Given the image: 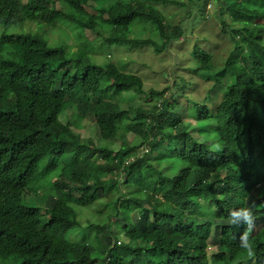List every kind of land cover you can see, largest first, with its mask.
Returning a JSON list of instances; mask_svg holds the SVG:
<instances>
[{
    "label": "trees",
    "instance_id": "16d2710c",
    "mask_svg": "<svg viewBox=\"0 0 264 264\" xmlns=\"http://www.w3.org/2000/svg\"><path fill=\"white\" fill-rule=\"evenodd\" d=\"M211 1L232 40L226 58L217 40L212 48L186 34L190 24L168 22L155 4L171 0H0V264H264V0L173 3L199 7L207 22ZM27 23L36 31H24ZM62 23L84 39L79 51L46 36ZM144 28L148 38L135 34ZM89 33L106 48L162 53L183 43L189 61L175 59L174 87L147 92L142 77L93 61ZM168 91L160 105L124 106L130 93ZM182 98L191 102L187 120L216 122L199 132L211 140L166 104ZM69 111L93 117L106 143L121 133L140 140L118 151L82 142L81 126L62 121ZM246 134L250 143L233 154ZM113 193L114 214L84 227L76 207ZM245 201L256 215L250 251L239 247L244 226L227 223L228 209ZM113 217L124 222L119 232ZM92 230L95 245L83 240Z\"/></svg>",
    "mask_w": 264,
    "mask_h": 264
},
{
    "label": "rangeland",
    "instance_id": "374dc122",
    "mask_svg": "<svg viewBox=\"0 0 264 264\" xmlns=\"http://www.w3.org/2000/svg\"><path fill=\"white\" fill-rule=\"evenodd\" d=\"M173 1L180 2L185 0H171V2H169L168 4L158 3L155 5L160 11H162V13L167 18L170 24H185L186 26L190 24L189 28L186 27V34H188L190 38H199V36H201L200 38H204L203 44L210 45L212 48H216L217 40L218 43H220L221 49L224 51L221 56L223 58L228 57L232 49V40L229 37L224 36V34L221 32L224 25L222 22H220L218 16L216 15L218 14V12H216V9H218V4L214 1H211L210 4L206 7V11L208 12L206 16H210V18L207 20V22H205L199 17H197V14H200V10H202L199 7L193 6V9H190V11H183V8L173 3ZM109 4V2L104 3V6ZM220 7L224 8L225 6ZM230 14L231 13H226L225 16V20L228 21V23L229 21H231ZM65 25V23H62L61 25H57V28H54L52 31L48 30L46 36L49 37L51 41H54L60 48H65L69 46L72 51H79L82 48L84 39L78 37L77 33H74L71 28L66 27ZM23 26L24 31L26 32L36 31L35 26L32 24L27 23ZM2 29L3 27L0 26V30ZM144 29H135V34H140L141 37L148 38V36L151 34L149 33V28ZM200 33L202 34L200 35ZM135 34H130V37H135ZM228 36L231 37V34H229ZM88 38L93 44L94 48L91 52H88V54L95 63L103 64L105 62H112L116 64L121 70L142 77L145 83V90H147V92L153 88L159 90L167 89V87H174L175 83L173 84V82L175 81L176 75L173 73V71H176V69H174L173 65L175 63V59H179L180 54H183L187 58L182 66L183 68L187 66V62L189 61L188 54L184 50L186 44L183 43L171 44L162 53H158L155 51L154 48L149 45H143L133 49H125L123 47L116 46L110 48H106L105 46L100 47L103 41L100 36L92 35L91 33H89ZM200 38L198 39V41H201ZM203 48L205 47L203 46ZM185 57H181V59H184ZM171 67L173 70L171 69ZM211 86L212 84L207 85V87ZM63 93L69 94L67 92ZM168 93L169 91L166 93L165 96H161L159 98L154 99L148 98L146 96L144 97L142 95L135 96L133 93H130L127 97L129 102L126 103L124 106L125 108H129L130 106L136 108L140 106L151 107L155 104L160 105V101L158 100H165ZM203 93H205L203 89H201V91L197 93L198 97L201 100L203 98ZM191 98L195 99L197 98V96L193 95ZM166 104L170 110L178 113L181 118L185 119V122L190 128L193 135L197 137L200 141H205L207 139L211 140L213 138L212 136L207 137L206 135H199V132L202 130L205 131L209 127L210 130L214 129L215 127L213 124L216 122H212L213 124L209 122L198 123L196 121L190 122L186 119L188 116H191V113L188 112V109L191 108V102L189 99L182 98L180 100V103L178 104L174 103L172 100H168ZM179 104L182 105L179 106ZM62 121H70L74 123V125L81 126V130L78 131V134H80L82 142L92 141L96 146L105 145L111 147L115 151H118L123 143L132 144L133 142L140 140V138H137L136 134L134 133H121L118 139L106 143L101 139L99 128L95 123L93 117L81 119L76 114H73V112L71 111L67 112L65 115L62 116ZM249 143V135L246 134L239 144H234L232 146V153L236 154L242 147L248 146ZM117 196H119V194H117ZM45 201L46 196L39 197V204H44ZM115 201L116 193H113L106 199L95 203L91 207H76L79 221H81L84 227H88L90 222L101 224L106 223L108 221V216L114 214V207L111 206V202ZM118 223L124 224L123 220H116V217H113L114 230L117 232H119L116 225ZM84 234H86L85 239H83L82 236L76 234L73 235L72 238L83 239L86 242L90 241L91 244L95 245V231L92 230L90 233L86 231L84 232ZM213 250L214 247H211L210 252H212Z\"/></svg>",
    "mask_w": 264,
    "mask_h": 264
},
{
    "label": "clouds",
    "instance_id": "9594fccd",
    "mask_svg": "<svg viewBox=\"0 0 264 264\" xmlns=\"http://www.w3.org/2000/svg\"><path fill=\"white\" fill-rule=\"evenodd\" d=\"M199 203L204 206L203 211L209 214L215 213V206L211 208L206 207L209 203L208 199L201 198ZM227 223L235 226H244V231L239 237V247L250 251L252 247L251 237L256 224V215L253 206L245 201L242 206L229 208L227 211Z\"/></svg>",
    "mask_w": 264,
    "mask_h": 264
}]
</instances>
